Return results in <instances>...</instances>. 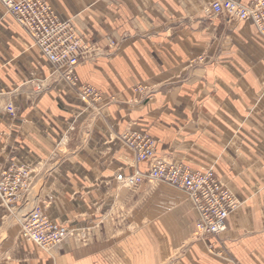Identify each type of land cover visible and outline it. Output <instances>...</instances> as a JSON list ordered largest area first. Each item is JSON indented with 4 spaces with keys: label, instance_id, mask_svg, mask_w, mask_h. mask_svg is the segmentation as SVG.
I'll list each match as a JSON object with an SVG mask.
<instances>
[{
    "label": "crops",
    "instance_id": "obj_1",
    "mask_svg": "<svg viewBox=\"0 0 264 264\" xmlns=\"http://www.w3.org/2000/svg\"><path fill=\"white\" fill-rule=\"evenodd\" d=\"M213 1L47 0L92 44L75 68L92 106L0 4V166L31 169L24 199L0 204V264H264V46L249 20L206 15ZM138 127L242 200L225 231L197 240L183 191L116 180L147 168L120 138ZM35 205L73 229L52 256L20 237Z\"/></svg>",
    "mask_w": 264,
    "mask_h": 264
},
{
    "label": "built area",
    "instance_id": "obj_2",
    "mask_svg": "<svg viewBox=\"0 0 264 264\" xmlns=\"http://www.w3.org/2000/svg\"><path fill=\"white\" fill-rule=\"evenodd\" d=\"M0 4L24 29L58 79L74 90L87 106L102 100L101 91L80 82L76 74V66L91 45L77 33L71 19L61 18L46 0H0ZM204 13L208 16L227 14L238 21L249 20L257 34L264 38V0H250L246 4L237 0H215L205 6ZM39 88L41 85L36 84L35 89ZM5 109L14 114L12 104H7ZM120 138L135 161L146 163L147 168L132 175L120 172L115 177L118 182L133 187L149 180L183 191L197 212L194 232L197 240L218 236L226 230L228 215L241 202L212 169H193L158 155L155 140L145 131L130 128ZM30 178L31 169L27 164L11 162L0 166V204L10 211L15 203L24 199ZM44 208L35 205L30 209L20 223L19 234L23 240L52 256L73 230L52 220Z\"/></svg>",
    "mask_w": 264,
    "mask_h": 264
},
{
    "label": "rangeland",
    "instance_id": "obj_3",
    "mask_svg": "<svg viewBox=\"0 0 264 264\" xmlns=\"http://www.w3.org/2000/svg\"><path fill=\"white\" fill-rule=\"evenodd\" d=\"M47 1V0H46ZM54 9V8H53ZM57 13V12H56ZM229 17V16H228ZM231 18V17H230ZM66 19V18H65ZM233 19V18H232ZM235 21H236V19H234ZM238 21V20H237ZM254 35H255V39L257 40V42H259L261 45H263L264 46V38H262V37H260L258 34H257V32H256V30L254 29ZM89 42V41H88ZM33 44V43H32ZM89 45H91V48H92V44H91V42H89ZM199 58H201V61L204 59V56H200ZM143 87V86H142ZM141 87V88H142ZM138 88V87H137ZM140 87H139V91L141 92V93H143L142 91V89H141ZM137 129H139V130H142V131H145V132H147L148 133V131L144 128V127H138ZM149 134V133H148ZM154 139V138H153ZM155 140V139H154ZM155 145H156V140H155ZM169 156V157H172L170 154H166L165 153V156ZM163 156V155H162ZM174 158V157H173ZM182 160L180 159V160H178V162H181ZM200 169H212L214 172H215V170H214V168H212V167H208V168H200ZM216 173V172H215ZM223 183V182H222ZM240 202H241V204L240 205H242V200H240ZM71 229V228H70ZM71 230H73V229H71Z\"/></svg>",
    "mask_w": 264,
    "mask_h": 264
},
{
    "label": "bare ground",
    "instance_id": "obj_4",
    "mask_svg": "<svg viewBox=\"0 0 264 264\" xmlns=\"http://www.w3.org/2000/svg\"><path fill=\"white\" fill-rule=\"evenodd\" d=\"M37 196V195H36Z\"/></svg>",
    "mask_w": 264,
    "mask_h": 264
}]
</instances>
